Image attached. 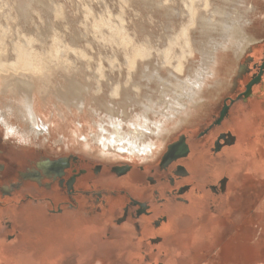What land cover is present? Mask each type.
Masks as SVG:
<instances>
[{
  "label": "bare ground",
  "instance_id": "6f19581e",
  "mask_svg": "<svg viewBox=\"0 0 264 264\" xmlns=\"http://www.w3.org/2000/svg\"><path fill=\"white\" fill-rule=\"evenodd\" d=\"M174 2L183 4L184 10H181V13L186 17V23L183 19L178 24L170 21L156 38L151 36L140 38L132 33L130 38L116 42L119 51L115 52L113 58L108 57L109 70H104L100 65L92 75L85 73L89 76L86 78L96 79L97 98L109 96L113 102L118 103L136 100L135 97L141 95L143 88L150 87L151 82L156 84L162 93H165L163 104L155 110L147 103L143 104L146 110L148 106V110L159 116L153 119L148 118L145 113H138L130 119L123 120L115 116H99L97 112L94 116L98 118H87L85 104L74 101L81 90L85 88L86 91V87L77 79L68 77L82 74L85 65L77 68L75 67L77 61L72 62L69 55H62L58 51L50 52L62 48L73 49V43L59 42L56 39H51L50 42L41 39L34 43L16 24L8 31V28L2 27L0 21V125L3 126L6 136L11 135L24 143H31L33 139L40 137L44 140L50 139L53 132L61 135L62 138L80 141L79 143L86 148L98 150L105 156L118 153L132 160L135 158L146 160L160 154L167 143L165 141L158 148V142L169 130V124L178 125L188 103L200 105L203 99L213 96L214 91L226 83V78L233 68L232 64L253 38L244 30L245 23L250 22L246 13L252 8V6L241 8L244 0H174ZM171 8L173 7L167 5L165 9V14L168 16L171 15L169 13ZM196 34L201 39L210 38V40L206 41L207 44L206 42L200 44V47ZM258 51L260 52V49L256 53ZM196 53L200 56L198 60L194 58ZM103 57L107 56L99 53L100 64ZM90 59L86 60V64ZM119 60L126 65L124 68L118 63ZM192 63H196L193 69ZM70 65L75 67L73 71L69 69L72 67ZM52 68H60L64 71H53ZM185 73L188 74L185 76ZM54 74H66L67 77L63 92L57 96L58 100L61 98L62 100L57 103L52 95L40 96L43 90L37 91L34 88L35 82L46 84L47 79ZM221 74L224 76L220 78L221 80L214 78ZM261 76L260 83L264 87V70ZM240 79L241 76L238 78V83ZM259 79L260 77L258 81ZM86 86L89 88L90 85ZM205 86L213 90H204ZM252 90L254 92L255 86ZM250 94L251 87L244 99ZM241 95L243 98V94ZM4 102L9 103L8 109L2 106L5 105ZM107 103L110 104V101ZM11 111H14V114ZM228 113V120L224 119L218 130L224 127L230 128L237 134L235 143L223 148L216 155L221 159L215 161L207 157V149L193 148L190 151L188 167L191 170V177L186 178L185 181L193 180L198 187L186 193L188 199L186 204L177 202L172 197L166 200L167 202L158 212L167 214V222L155 228L151 224L153 216H141L144 221L143 228H140L141 235L135 242L130 238L131 235H136L137 231L130 221L123 225L130 234L102 240L100 235L105 233L108 223L120 210L122 197L118 194L115 197L110 195L106 197L110 207L105 209L102 206L101 212L89 213L90 215L86 210L71 212L67 209L61 214L49 215L46 205L40 201L36 204L29 201L21 207L12 204L4 208L0 206V220L10 216L9 219L12 221L10 232L18 229L20 233L10 242L0 240V261L6 264H70L77 256L76 264H79L84 256L87 255L84 259H89L95 253L98 254L99 248L103 247V255L111 259L105 264H118L119 257L126 259L130 253H135L139 259L137 262H129L130 264H151L150 261H143L139 252L136 253L138 248L136 246L144 244L142 246H146L144 251L149 255L150 260L160 256V260H164L166 264H191L194 258H199L198 255L202 250L199 253L193 251L197 254L195 256L190 250L207 246L214 232L221 229L220 215L231 207H239L238 199H235L234 203L232 201L233 204H229V184L226 185L223 193L219 190L216 197L211 194L209 188L201 189L204 182L210 178L214 179L209 175L215 172L237 178L241 166L250 163L259 164L264 177V154L257 162H253L251 158L244 159L245 154L252 155L260 146L264 148V137L261 135L264 132V99L256 98L250 101L247 99V104L239 102L230 108ZM10 115L20 120L23 126L12 123L9 120ZM58 142H61L60 139ZM101 163L103 167L95 178L102 187H112L111 185L114 184L127 185L130 183L131 175L135 174V168H132L126 177L116 178L109 172L110 162ZM254 181L252 179L253 184ZM25 185L32 186L39 195H47L49 192L27 182ZM231 189H233L232 185ZM212 197L215 199L211 200L212 205L217 204L218 207L216 210L214 208L213 212L207 206ZM197 214L201 216L197 218ZM118 229L120 227L112 226L110 233L114 231L117 233ZM0 232H4L2 222H0ZM155 234L163 237L160 243L151 245L143 240ZM220 239L222 240V237ZM154 247L157 250L156 254L149 251ZM72 249H75V252L69 256ZM79 250H84L86 255H77ZM64 251L67 252L68 257L64 256ZM224 251L220 250L214 256L216 254L219 256ZM258 256L256 254V257ZM221 264H239V258L235 257L230 263L229 260H225Z\"/></svg>",
  "mask_w": 264,
  "mask_h": 264
},
{
  "label": "rangeland",
  "instance_id": "374dc122",
  "mask_svg": "<svg viewBox=\"0 0 264 264\" xmlns=\"http://www.w3.org/2000/svg\"><path fill=\"white\" fill-rule=\"evenodd\" d=\"M244 3L247 5H244ZM167 5L173 7L170 9L169 13H171V15L169 16L165 14ZM246 6H252L250 11L246 13L251 23H245L244 30L253 38H251L252 41L248 42L245 46L243 53L237 58L235 63L232 64L233 68L226 78V83L214 91L213 96L203 99L200 105L195 106L188 103L185 113L182 112L181 121L178 125L169 124V130H167L164 136L159 140L158 148L161 147L165 141L167 142L176 138L178 135L186 134L189 139H193L190 140L192 149H199L198 145H200L203 149H207V157L211 161H213V159L214 161L220 160V157L212 155L208 147L204 148L203 144L194 138L198 139L197 135L215 118L224 100L234 98L233 102L230 101V103H232V105L230 104V108H233L239 102L247 104V99L249 101L256 98L258 100L264 99V87L260 81L252 84L253 87L255 86V90L254 92L251 91V94L247 96L246 99H243L241 97L242 95H240V97L239 95L237 96L238 92L244 88L249 78L239 83V76L236 78V75L240 72V64L246 63V55L249 54L253 56L257 61L264 57V0H244L241 4V8L245 9ZM0 8V21L3 25L2 27L8 28V31L9 28H13L14 24H16L34 43H37V41L41 39L49 40V42L51 39H56L57 41L59 40V42L66 41L68 43H73V49L75 50H66L62 48V50H51L50 52L58 51L62 55H69L72 62L77 61L75 66L77 68L84 67L85 65V69L83 70L82 68V74L67 76L71 77L73 80L77 79L81 85L86 87V91L85 88L81 90L78 98L74 101L83 102L85 104L84 110L87 114V118H98V116H94L96 112L99 116H115L123 120L130 119V117L138 113H145L150 119L159 117L157 114L148 110V106H152L154 110L158 109L165 100V93H162L161 89H159L160 87L158 88L153 82L149 84L150 87L142 89L141 95L135 97L136 100L118 103L117 101L113 102L109 96H99L100 98H97L95 88L96 79L86 78L89 76H86L85 73L92 75L100 65L104 70H109L108 57L113 58L115 52L119 51L116 42L130 38L132 33L137 34L140 38L144 36L156 38L163 32V28H165L170 21L178 24L181 23L183 19L186 23L187 19L181 13V10H184L183 4L175 3L174 0H0ZM197 35L198 34H196L195 37L199 40L198 43L200 47L206 41L210 40V38L201 39ZM207 43L208 42L205 44ZM259 45L261 46L258 47ZM258 49H260V52L258 51L259 54L256 53ZM99 53L107 56L103 57L101 64L98 61ZM199 57L198 53L194 56L195 60H198ZM88 58L91 59L90 62L86 64ZM120 60L118 63H121V67L124 68L126 65ZM195 64L196 63L191 64L193 66L192 69L196 66ZM50 66L53 67V65ZM70 66L72 67H69V69L73 71L75 67L73 65ZM52 69L53 71H64L60 68ZM187 74L188 73H185V76ZM221 75H219L220 77L217 75L214 78H223L224 76L222 75L221 77ZM65 76L66 74H54L47 79L46 84L35 82L34 88L37 91L43 90V93L40 92V96L49 94L54 97L53 100L56 103L57 101L60 102L62 96H59L61 98L60 100H58L57 96L64 90L63 87L66 85L67 78ZM86 85H90L89 88ZM43 87L47 89H43ZM236 89L239 90L237 91ZM204 90L211 91L213 89L205 86ZM108 101H110V104L107 103ZM145 103L148 104L147 110L145 106H143ZM8 104L5 103V105L2 106L6 109ZM11 112L14 114V111ZM12 116L10 115L11 118L9 119L12 123L15 122L14 124L23 126L20 120L15 116L12 118ZM226 120H228V117ZM222 130L230 131L234 135V141H236L237 134L233 133L230 128L224 127ZM51 134L52 138L50 139L44 140L43 137H40L39 139H33L31 143H24L14 136H6L3 126L0 125V147L22 153L23 155L26 154L30 157H58L73 153L81 157H86L96 163L107 161L110 163L118 161H145L144 159L138 158L132 160L118 153L105 156L98 150L86 148L82 143H79L80 141L77 142L75 139L70 140L65 137L62 138L61 135L53 132H51ZM261 135L264 137V132H262ZM59 139L61 142H58ZM263 150L264 148L260 146L255 149L252 155L245 154L244 159L251 158L253 162H257L262 156V153H264ZM260 152H262L261 155L258 154ZM211 174L214 175L216 173L213 172ZM222 175L223 173H221V176ZM218 178L219 177L214 179L210 178L204 182L201 189L204 188L207 190V184L217 183ZM209 191L216 197V193L212 192L210 189ZM40 196L44 195L40 194ZM211 200H215L214 197L210 198L207 206L209 210L213 212L218 207L217 204L212 205ZM56 203L57 202L54 204ZM240 204L241 202L239 201V205ZM103 240H105V238ZM239 257L241 258V254ZM113 259L115 261L118 260V264H130L123 257H119L117 260L115 258ZM87 264L92 263L88 262Z\"/></svg>",
  "mask_w": 264,
  "mask_h": 264
},
{
  "label": "flooded vegetation",
  "instance_id": "af4514ba",
  "mask_svg": "<svg viewBox=\"0 0 264 264\" xmlns=\"http://www.w3.org/2000/svg\"><path fill=\"white\" fill-rule=\"evenodd\" d=\"M245 61V65L240 64V72L236 78L241 76V81L249 78L237 96L246 90V85L249 82L256 81L259 77L261 82L264 70V57L257 61L253 56L247 54ZM243 76L247 77L242 78ZM252 87L251 91L253 92ZM232 99L234 98L224 100L215 118L197 135L198 139L194 138L200 141L204 148L208 147L210 153L215 156L223 148L229 147L235 142L234 135L230 131H224L223 128L218 130L222 126L223 120L229 116L228 110ZM190 140L193 139H189L186 134H181L167 141L160 154L145 161L109 163V172L116 178L126 177L132 168H135V174L131 175V180H129L128 184L131 185L117 186L114 184L107 188L102 187L95 178L103 167L102 163L93 162L73 153L58 157H30L0 147V206L4 208L12 204L21 207L29 201L32 204L40 201L46 205L49 215L61 214L66 209L71 212L86 210L90 215L101 212L100 207L102 206L105 209L110 207L106 197L109 195L115 197L118 194L122 197L119 205L120 210L108 223L103 238H118V235L124 234L125 227L123 225L128 221L131 222L132 227L137 231L136 235L139 236L141 235L139 230L143 228L144 223L141 216H153L151 224L157 228L167 222V214L158 212L163 208L167 199L172 197L177 202L186 204L188 203L186 193L197 189L196 182L185 181L186 178L191 177V170L188 167V157L192 151ZM198 147L199 150L203 148L200 145ZM209 176L219 178L217 183H209L207 188L216 194L219 190L223 193L227 185V176H221L219 173ZM26 182L49 192L47 195L40 196L32 186L25 185ZM55 202L57 203L54 204ZM9 218L10 216H7L4 218L5 220H0L5 226L4 232H0V240L5 242L14 240L20 234L18 229L10 232L12 221ZM112 226L120 227L117 233L115 231L110 233ZM128 232L129 230H126V233ZM138 236L133 237L134 242ZM162 239L160 234H155L147 236L143 240L148 241L151 245H156ZM0 264L6 263L0 261Z\"/></svg>",
  "mask_w": 264,
  "mask_h": 264
},
{
  "label": "crops",
  "instance_id": "0c3cea01",
  "mask_svg": "<svg viewBox=\"0 0 264 264\" xmlns=\"http://www.w3.org/2000/svg\"><path fill=\"white\" fill-rule=\"evenodd\" d=\"M261 153L262 152L258 154L261 155ZM263 154L264 153H262V155ZM260 167L261 166L259 164L244 163L241 166V169L238 171L237 178H234L235 176L227 175V184H229V204L232 203V201L234 203L236 201L235 199H238V202L240 201L241 204L237 208L231 207L220 215V219L222 221L221 229L214 232V236H212L211 242L208 243L207 246H200L199 248L202 249L190 250V253L194 256L196 253H193V251H198L197 253H199V251L202 250L198 255L200 260L199 258H194L191 261V264H221L224 263L225 260H229L230 263L235 257L238 258L240 254L242 255V259L239 257V264H264V257L262 258V256H264V177ZM252 179L253 181L255 180L254 184L252 183ZM230 184L233 187L231 190ZM251 184H253V186ZM200 216V214H197V218ZM126 230L127 229H125L124 234H130V231L126 233ZM116 231L118 232V230ZM104 235H100L102 240L104 239ZM135 236L138 235H131L130 240L133 241V237ZM219 237H222V240ZM211 244L215 246H212ZM136 247H138L136 253L139 252L143 261H150L151 264H166L164 260H160V256H156V258L150 260L149 255L146 253V251H144L146 246L138 245ZM223 249L228 251L226 252ZM220 250L224 252H221V255L219 256L217 254L214 256V254ZM149 251H152L153 254H156L157 250L154 247ZM73 252H75V249H72L69 252V256L72 255ZM78 253L79 254L77 255L80 256L86 255L84 250H79ZM64 254V256L68 257L67 252ZM103 254L102 247L99 248L98 254L95 253L91 258L84 259L87 256L86 255L81 259V262H78H80L79 264H87L88 262H91L92 264H105L111 259H109L107 256H104ZM233 254L235 255L233 256ZM256 254L257 256L258 254L260 255L258 256L259 258L256 257ZM77 259L78 257L75 256L70 264H76ZM126 260L131 263L137 262L139 259L135 253H130ZM253 260L257 261L255 262Z\"/></svg>",
  "mask_w": 264,
  "mask_h": 264
},
{
  "label": "water",
  "instance_id": "95a60500",
  "mask_svg": "<svg viewBox=\"0 0 264 264\" xmlns=\"http://www.w3.org/2000/svg\"><path fill=\"white\" fill-rule=\"evenodd\" d=\"M255 82H258V80H256V81H251V82L246 86V91L242 93L243 96H244L243 99H244L245 96L247 95V92L250 91L251 84H252V83H255ZM231 101H234V100H231Z\"/></svg>",
  "mask_w": 264,
  "mask_h": 264
}]
</instances>
